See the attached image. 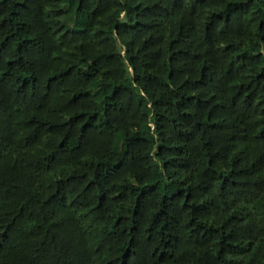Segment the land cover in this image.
<instances>
[{"label": "trees", "instance_id": "1", "mask_svg": "<svg viewBox=\"0 0 264 264\" xmlns=\"http://www.w3.org/2000/svg\"><path fill=\"white\" fill-rule=\"evenodd\" d=\"M0 264H264V0H0Z\"/></svg>", "mask_w": 264, "mask_h": 264}]
</instances>
